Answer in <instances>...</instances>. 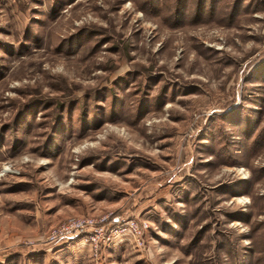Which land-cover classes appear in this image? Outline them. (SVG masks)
Wrapping results in <instances>:
<instances>
[{
  "label": "rangeland",
  "instance_id": "1",
  "mask_svg": "<svg viewBox=\"0 0 264 264\" xmlns=\"http://www.w3.org/2000/svg\"><path fill=\"white\" fill-rule=\"evenodd\" d=\"M0 264H264V0H0Z\"/></svg>",
  "mask_w": 264,
  "mask_h": 264
},
{
  "label": "built area",
  "instance_id": "2",
  "mask_svg": "<svg viewBox=\"0 0 264 264\" xmlns=\"http://www.w3.org/2000/svg\"><path fill=\"white\" fill-rule=\"evenodd\" d=\"M146 227L145 223L123 215L71 217L49 228L41 237L39 245L51 247L80 238L89 245L92 256L97 258L101 246L110 245L117 239H128L136 246L142 245V234Z\"/></svg>",
  "mask_w": 264,
  "mask_h": 264
}]
</instances>
